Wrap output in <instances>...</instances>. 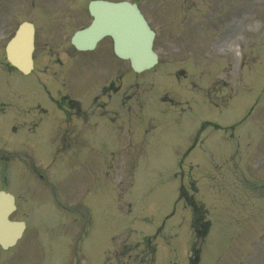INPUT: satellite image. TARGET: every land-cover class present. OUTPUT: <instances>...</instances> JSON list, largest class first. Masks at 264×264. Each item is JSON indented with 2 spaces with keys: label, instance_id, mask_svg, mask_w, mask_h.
Returning a JSON list of instances; mask_svg holds the SVG:
<instances>
[{
  "label": "rangeland",
  "instance_id": "rangeland-1",
  "mask_svg": "<svg viewBox=\"0 0 264 264\" xmlns=\"http://www.w3.org/2000/svg\"><path fill=\"white\" fill-rule=\"evenodd\" d=\"M89 1L0 0L1 60L7 39L21 22H32L36 30V77L8 78L0 69V97L6 96L10 103L18 98L20 104L17 120L15 113L4 110L0 103V151L24 153L4 166L9 185L1 180L0 190L17 195L18 208L12 219H25L29 225L13 251L0 252V264H103L105 251L104 264H188L191 215L176 201L180 186H187L190 180L196 184L195 199L210 217L212 210L220 216L211 219L199 264L242 263L240 259L248 257L253 239L264 233V189L245 192L251 203L241 206L240 213L226 209L238 211L237 217L224 216L221 210L226 195L221 197L220 192L219 196L210 186L214 177L210 168L230 170L232 163L222 159L236 145L240 157L247 161L264 150V104L246 116L254 95L264 88V0H128L139 5L156 31L158 64L142 74L133 73L128 63L117 60L108 41L93 53L73 50L72 34L90 23ZM237 52L240 61L249 66L246 72V67L242 68L249 83L241 77V85H233L239 77L233 69ZM180 70L185 72L182 77ZM9 80L15 86L16 81L25 85L18 86V92L10 89L9 94ZM26 84L36 98L32 104L41 102L47 109L42 116L35 117L36 112L27 105L23 95L28 91ZM45 84L50 86V95ZM232 87L237 96L230 104ZM205 92L211 105L212 101L216 105L229 101L228 107L218 111L200 102ZM62 93L83 101L88 109L66 114L69 126L64 142L73 151L64 153L60 152L64 145L56 128L49 134V122L43 130L39 127L44 119L63 126L62 114L50 103V96ZM195 93L199 100L189 101ZM26 111H31L29 116ZM99 115H109L112 123L109 117ZM87 120L90 127L85 126ZM22 121L26 130L37 125L35 134L25 131ZM208 122L223 128L237 123L235 139L224 138L212 125L203 127ZM57 124L52 122L50 129ZM91 128L96 136L87 140L84 148L79 146V137H88ZM198 136L205 141L204 147L184 156ZM32 161L40 170L32 167ZM254 164L258 165L250 166L254 177L264 179V164L259 158ZM1 170L0 163V174ZM32 172H37V177ZM53 191L68 214L52 201ZM82 206L88 209L87 217L84 208H77ZM254 215L259 218L252 225L237 226L240 217L252 219ZM159 228L157 244L145 245L138 259L125 262V250L113 253L115 244L135 242ZM83 229L88 231L84 248L79 242L78 253L73 252L71 245ZM256 253V261L248 264H264V252Z\"/></svg>",
  "mask_w": 264,
  "mask_h": 264
},
{
  "label": "water",
  "instance_id": "water-1",
  "mask_svg": "<svg viewBox=\"0 0 264 264\" xmlns=\"http://www.w3.org/2000/svg\"><path fill=\"white\" fill-rule=\"evenodd\" d=\"M88 10L93 17L92 24L76 32L71 40L77 50H92L100 39L109 36L113 40L115 55L129 60L135 72L147 70L156 63L151 48L154 35L135 6L92 2ZM32 49L33 27L24 23L7 47V58L17 69L27 73L32 67ZM13 210V198L1 192L0 245L3 248L13 245L23 230L22 223H11L7 219Z\"/></svg>",
  "mask_w": 264,
  "mask_h": 264
}]
</instances>
